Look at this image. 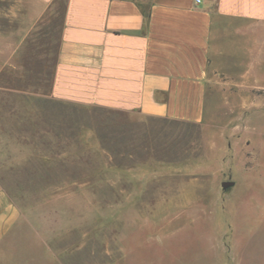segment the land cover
I'll use <instances>...</instances> for the list:
<instances>
[{
  "label": "rangeland",
  "instance_id": "1",
  "mask_svg": "<svg viewBox=\"0 0 264 264\" xmlns=\"http://www.w3.org/2000/svg\"><path fill=\"white\" fill-rule=\"evenodd\" d=\"M60 23L61 3L0 0V88L31 93L0 95V108L19 107L0 113V123L14 124L2 137L26 139L18 123L44 122V179L25 175L31 147H0L20 160L10 181L21 193L11 201L37 216L20 233L64 236L60 249L79 251L80 264H264V49L253 50L264 32L217 42L202 135L42 99ZM29 106L44 115L23 114ZM225 181L234 186L223 189Z\"/></svg>",
  "mask_w": 264,
  "mask_h": 264
},
{
  "label": "crops",
  "instance_id": "2",
  "mask_svg": "<svg viewBox=\"0 0 264 264\" xmlns=\"http://www.w3.org/2000/svg\"><path fill=\"white\" fill-rule=\"evenodd\" d=\"M40 1L45 10L61 3L51 89L42 99L198 128L202 135L208 66L217 42L264 32V0H201L198 5L194 0ZM141 7L149 12L147 22ZM259 44L255 37L254 51L264 49V42ZM0 95L31 97L1 88ZM21 111L44 115L42 107ZM0 126V147H31L22 157L25 175L44 179L37 165L44 155V122L18 123L17 131L40 133L27 138L23 132L26 139L12 141L2 136H12L14 124ZM8 152L0 149V264H80L79 251L60 249L64 236L20 233L22 224L31 225L37 216H22L10 199L21 193L10 181L20 176L15 167L20 160L11 162Z\"/></svg>",
  "mask_w": 264,
  "mask_h": 264
},
{
  "label": "trees",
  "instance_id": "3",
  "mask_svg": "<svg viewBox=\"0 0 264 264\" xmlns=\"http://www.w3.org/2000/svg\"><path fill=\"white\" fill-rule=\"evenodd\" d=\"M141 12H142V14H143V16H144L145 21L147 22V20H148V18H149V12H148L147 9L144 8V7H141ZM14 90H18V89H14Z\"/></svg>",
  "mask_w": 264,
  "mask_h": 264
},
{
  "label": "water",
  "instance_id": "4",
  "mask_svg": "<svg viewBox=\"0 0 264 264\" xmlns=\"http://www.w3.org/2000/svg\"><path fill=\"white\" fill-rule=\"evenodd\" d=\"M234 185V183L232 181H225V182H222L221 186L223 189H227V188H230Z\"/></svg>",
  "mask_w": 264,
  "mask_h": 264
},
{
  "label": "built area",
  "instance_id": "5",
  "mask_svg": "<svg viewBox=\"0 0 264 264\" xmlns=\"http://www.w3.org/2000/svg\"><path fill=\"white\" fill-rule=\"evenodd\" d=\"M199 3H201V0H194V4L198 5Z\"/></svg>",
  "mask_w": 264,
  "mask_h": 264
}]
</instances>
